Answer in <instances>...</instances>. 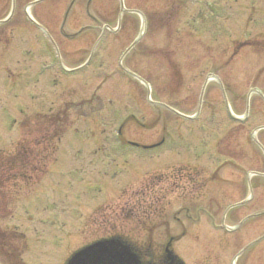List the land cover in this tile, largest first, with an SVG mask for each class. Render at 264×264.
I'll return each instance as SVG.
<instances>
[{
	"label": "rangeland",
	"instance_id": "1",
	"mask_svg": "<svg viewBox=\"0 0 264 264\" xmlns=\"http://www.w3.org/2000/svg\"><path fill=\"white\" fill-rule=\"evenodd\" d=\"M34 2L0 0V147L19 137L8 121L36 109L32 69L54 64L36 91L49 115L39 141L62 146L44 168L53 183L6 170L18 193L0 197V230L25 239L0 237V264H16L12 245L22 263L62 264L116 233L146 257L173 238L185 264H264V0ZM120 128L165 145L121 151Z\"/></svg>",
	"mask_w": 264,
	"mask_h": 264
},
{
	"label": "water",
	"instance_id": "2",
	"mask_svg": "<svg viewBox=\"0 0 264 264\" xmlns=\"http://www.w3.org/2000/svg\"><path fill=\"white\" fill-rule=\"evenodd\" d=\"M82 264H142L133 249L121 240L102 242L79 255ZM173 264L175 260L171 258ZM182 264V263H177Z\"/></svg>",
	"mask_w": 264,
	"mask_h": 264
}]
</instances>
